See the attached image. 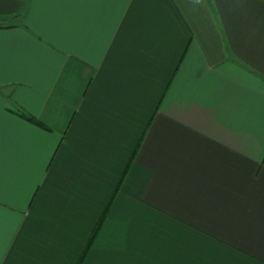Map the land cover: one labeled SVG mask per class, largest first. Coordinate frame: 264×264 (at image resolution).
I'll return each mask as SVG.
<instances>
[{"label": "crops", "instance_id": "obj_1", "mask_svg": "<svg viewBox=\"0 0 264 264\" xmlns=\"http://www.w3.org/2000/svg\"><path fill=\"white\" fill-rule=\"evenodd\" d=\"M0 264H264V0H0ZM31 117L42 126L27 121Z\"/></svg>", "mask_w": 264, "mask_h": 264}, {"label": "trees", "instance_id": "obj_2", "mask_svg": "<svg viewBox=\"0 0 264 264\" xmlns=\"http://www.w3.org/2000/svg\"><path fill=\"white\" fill-rule=\"evenodd\" d=\"M10 21H3L0 23V27L4 26V25H7ZM24 118L27 119V121L31 122V123H34L35 125L37 126H42L39 122H37L35 119L31 118V117H27V116H24ZM43 127V126H42ZM108 211H109V207L105 210V212L103 213V215L101 216V219L99 220L95 230L93 231L92 233V236H91V239L89 241V244L87 245V248L86 250L84 251L83 253V256L81 257V260L79 262V264H82L83 261H84V258L86 256V254L88 253V251L90 250L91 246L93 245L95 239L97 238L99 232L101 231V228H102V225L106 219V216L108 214Z\"/></svg>", "mask_w": 264, "mask_h": 264}]
</instances>
